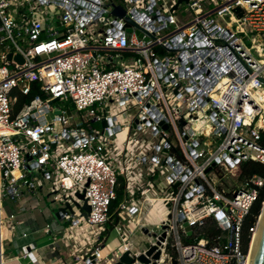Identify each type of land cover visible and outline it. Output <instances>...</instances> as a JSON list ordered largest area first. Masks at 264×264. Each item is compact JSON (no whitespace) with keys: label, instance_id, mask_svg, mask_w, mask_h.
<instances>
[{"label":"built area","instance_id":"built-area-1","mask_svg":"<svg viewBox=\"0 0 264 264\" xmlns=\"http://www.w3.org/2000/svg\"><path fill=\"white\" fill-rule=\"evenodd\" d=\"M175 3L0 0V264L4 231L14 257L36 249L16 243L30 231L15 209L35 210L45 196L62 227L42 230L73 264H115L125 253L142 264L150 247L160 257L149 264H248L260 214L246 251L242 231L264 179L226 178L241 163L264 165V0H189L184 21ZM207 221L220 234L197 239ZM112 231L121 248L111 254Z\"/></svg>","mask_w":264,"mask_h":264},{"label":"crops","instance_id":"crops-1","mask_svg":"<svg viewBox=\"0 0 264 264\" xmlns=\"http://www.w3.org/2000/svg\"><path fill=\"white\" fill-rule=\"evenodd\" d=\"M38 200L37 204H34L37 207L35 210L28 209L25 206L22 209H15L19 228L30 231L27 239L16 240V243H34L36 249L31 251L26 259L14 257L16 253L11 248L9 234L4 231L7 239L4 242V254H6L4 264H73V261L67 256L62 247L53 250L51 239L43 232L42 229L46 224H50L54 232L59 231L62 226L56 216L48 209L46 201L44 199Z\"/></svg>","mask_w":264,"mask_h":264},{"label":"water","instance_id":"water-1","mask_svg":"<svg viewBox=\"0 0 264 264\" xmlns=\"http://www.w3.org/2000/svg\"><path fill=\"white\" fill-rule=\"evenodd\" d=\"M189 2V0H176L175 5L172 7L171 11H175L177 10V8L179 7V5L185 3L187 4ZM113 6V4L111 5ZM233 13L236 15V17L239 19L243 16V11L239 8V7H235L233 9ZM111 14L118 17V18H125V22L126 24L124 25V28H126L128 33H131L132 29H131V25L135 26L133 22L130 21V19L128 17L125 16V10L122 7L119 6H114ZM138 34L139 37H141V35L139 34V32H136ZM19 65H23L24 64V60L23 58L18 55H7V60H11ZM260 82L264 85V79L260 78L259 79ZM102 126H105V123H102ZM164 129H166V127H163ZM76 197L83 202V205L80 207V210L83 211V216L86 217L87 213H89V207L86 205V201L84 200V196L81 194H77ZM264 204V202H263ZM76 207H79V205L77 203H75ZM263 208V207H262ZM61 211H64V209H62ZM261 214H262V209L260 211V216H259V222H258V227H257V236H256V240L253 246V250L251 253V257H250V261L249 264H264V212L261 218ZM56 217L59 216L58 213L55 214ZM184 226L186 227V230L189 231V227H187L186 224H184ZM162 229H165V227H162ZM142 232L144 234H146V230L143 229ZM165 239V232H163L160 237L159 240L160 242H163ZM156 251V247H150L148 249V251L145 253V256H140L138 258L139 262L142 264H149V260L147 259V257H151L153 261H156L159 259L160 257V252L157 251L156 253H154ZM115 264H132V260L128 257V253H125L117 263ZM152 264H155V262H153ZM170 264H177L176 260L174 258L170 259Z\"/></svg>","mask_w":264,"mask_h":264},{"label":"trees","instance_id":"trees-1","mask_svg":"<svg viewBox=\"0 0 264 264\" xmlns=\"http://www.w3.org/2000/svg\"><path fill=\"white\" fill-rule=\"evenodd\" d=\"M26 101V99L21 98L18 103V108L22 106V104ZM260 144L264 147V132L261 133V141ZM252 176H260L264 179V165H261L254 161H248L241 163L239 166V170L236 176V183L239 185L244 183L246 180L250 179ZM123 199V187L118 186L116 188V198L110 204V213L114 212L118 204ZM264 202V187L261 189L259 193V197L257 201L252 206L249 215L244 221L242 238H243V250L246 251L248 244V228L253 225L256 221V217L260 214L262 203ZM112 225L109 226V229ZM220 234V230H218L217 226L214 222L207 221L206 224L202 227L201 230L197 233V239L206 238L208 240L214 239Z\"/></svg>","mask_w":264,"mask_h":264},{"label":"rangeland","instance_id":"rangeland-1","mask_svg":"<svg viewBox=\"0 0 264 264\" xmlns=\"http://www.w3.org/2000/svg\"><path fill=\"white\" fill-rule=\"evenodd\" d=\"M212 1H214V0H208L209 3H212ZM215 1L219 2L220 0H215ZM164 2L168 4V3H170V0H164ZM202 5L205 6L206 3L204 2V3H202ZM187 9H188L187 4L183 3V4L179 5L177 10L175 11L177 18L180 21H184L185 20V18L187 16ZM217 22L219 24H221V25H226L227 23H230V20L228 19V17H222V18H219ZM126 63H129V61L127 60ZM9 68L11 69L12 67H9ZM70 111H73L72 107H70ZM129 113L130 114H134V111H131ZM92 127L95 128V129H100L101 125H100V123H96ZM118 137L119 138H125L126 137V133H120V134H118ZM235 179H236V176H231V175L228 174V177L226 178V181H228L230 183V185L239 186V184L236 183ZM45 200H46V205L49 204V202H50L49 197L46 199V196H45ZM64 206H66V209H67L68 212L72 213L73 209H72L71 205L66 204ZM262 206H263V204H262ZM262 206H261V209H262ZM128 229H134V225H130L128 227ZM133 242L136 245L140 244V239H139L138 235L133 237ZM108 245H109L111 254L119 252V249L121 248V243H120V240L117 237L116 231H112L110 233V235L108 237ZM5 255L6 254H4L3 256H5Z\"/></svg>","mask_w":264,"mask_h":264},{"label":"bare ground","instance_id":"bare-ground-1","mask_svg":"<svg viewBox=\"0 0 264 264\" xmlns=\"http://www.w3.org/2000/svg\"><path fill=\"white\" fill-rule=\"evenodd\" d=\"M261 100L264 101V93L261 94ZM262 121H264V116H262ZM262 214H261V218H262V215H263V212H264V204L262 206ZM256 236H257V233L254 235V239L251 243V246H250V250H249V254H248V260H247V263L249 264V261H250V257H251V253H252V250H253V246H254V243H255V240H256Z\"/></svg>","mask_w":264,"mask_h":264}]
</instances>
